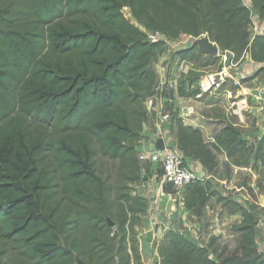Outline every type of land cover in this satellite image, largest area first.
<instances>
[{"label":"trees","instance_id":"trees-1","mask_svg":"<svg viewBox=\"0 0 264 264\" xmlns=\"http://www.w3.org/2000/svg\"><path fill=\"white\" fill-rule=\"evenodd\" d=\"M251 3L0 0V264H75V254L85 264H142L136 227L148 201L131 192L143 177L136 146L150 118L146 101L156 92L153 63L166 39L206 33L232 62L260 63L251 77L264 76V31H248L253 10L264 27V0ZM155 32L163 38H149ZM176 55L193 62L205 54L188 46ZM171 128L184 155L210 174L214 152L236 165L250 158L264 164V134L247 147L234 122L210 143L178 118ZM98 155L118 162L114 181L98 171ZM211 188V180L188 184L184 206L200 217L213 196L230 204L241 216L233 225L237 250L224 255L169 230L157 243V264H264L256 242L263 208ZM259 189L264 194V184ZM163 191L173 189L163 184Z\"/></svg>","mask_w":264,"mask_h":264},{"label":"rangeland","instance_id":"rangeland-1","mask_svg":"<svg viewBox=\"0 0 264 264\" xmlns=\"http://www.w3.org/2000/svg\"><path fill=\"white\" fill-rule=\"evenodd\" d=\"M245 2L249 5H252L251 0H245ZM123 12L125 16L133 21L130 10L127 7L123 8ZM248 31L251 37H253L256 33L263 31V24L259 20L258 14L255 10L252 11V24L248 27ZM159 37L163 38L161 35ZM193 37L194 36L192 35L181 34V36L176 40L166 39V43L163 48L168 49L167 55L172 57L175 53L174 50L188 47L191 44ZM225 54L226 53L221 52L219 56H216L218 57V60L212 64H208L206 54L199 56L195 61H191L192 65H190V69L188 72L183 73L179 79V83L177 84V92L181 91L190 95H194L195 92L194 98L191 100V102L196 107H198L197 110H199L201 114L211 115L214 117L222 116V112L225 110L224 106L222 105L224 99L222 90L225 88H234L235 85H246L247 80L251 79V77L247 78L248 73L246 72L239 75L240 77L237 78L235 72L238 73L242 67L245 68L246 64L241 66L240 64L234 63L231 60L230 66H225ZM244 61L246 63L247 58H245ZM244 61L241 63H244ZM189 63L187 62L186 65L188 66ZM254 66L259 67V64H255ZM218 73H221L222 79H220L218 82L216 81L215 84H212L209 90L203 92L201 97H196V92L200 91L199 82L204 79L206 80L207 78H216ZM233 77L237 79L236 82L238 84L233 81ZM257 77L259 78V76ZM262 78L264 79V76H262ZM220 81H222V83H219ZM172 92L173 91L171 90L168 92V94L172 95ZM162 101V99L160 101L156 99H147L146 104L150 107V118L147 122L149 123L148 128L152 129V127H155V113L153 112L154 109H152V107H154L153 105L159 107L160 103H163L162 106L164 108L172 107L171 102ZM210 103L214 104L211 108L207 106ZM240 129L242 130V136L244 137L243 140L246 142V146L255 148L259 139L261 138L257 137L256 139L252 140V138H249L247 135L243 134V132L246 130L245 127H240ZM147 131L150 130L148 129ZM170 133L174 136L172 128H170ZM215 157L217 165L212 174H210L205 168L203 169V166L201 167L200 165L196 167L197 170L202 168V170L198 173L203 176V181L211 180L212 188L210 191L216 192L220 195L228 194L232 197L233 201L240 202L244 205L246 204L247 200H256V202L259 204V207L263 208L258 220L256 242L259 249L264 251V194H262L259 189V185L264 184V164L260 161L254 163L253 158H250L246 164L243 163L241 165H236L233 163L234 161L226 156L225 152H215ZM97 167L98 171L103 176H106L108 181H114L118 170L117 161L98 155ZM145 172H147L149 176H152L151 167L147 163L145 164ZM151 186H153V193L150 194L145 191L148 188L147 183L141 180L140 183L133 185L131 194H139L143 190L144 194L142 195H148V197H146L148 204L151 203V205L156 207L157 204L160 205L157 200L158 196L156 193L157 189L159 190L158 194H160L159 180H154V184H151ZM174 189L172 192L175 191ZM165 193L169 194V192ZM161 195L167 197L165 199L166 206H168L167 208H171L170 211L164 209L167 212L166 218L170 215H173V217L169 220V225L162 226V224H157V227L159 225L158 229L156 227L154 230L155 233L152 231L153 233L151 232L152 234H150L149 238H146V232L143 228L145 227L144 223L141 222V224L136 227L137 243L139 248L141 250L143 249L142 253H145V255H142V264H156L153 259L155 253H158L157 243L169 230H175L185 234L198 245H209L212 243L213 247H217L219 251L223 250L224 255L232 254L237 250L239 233L234 230L233 225L238 221V219L241 218V216L239 213H230V204L219 202L217 200V196H213L204 207L202 215L197 217L190 214V212L184 206L183 199L181 200L178 197L172 196V200L170 196H166L162 192ZM150 198H153V200Z\"/></svg>","mask_w":264,"mask_h":264},{"label":"crops","instance_id":"crops-1","mask_svg":"<svg viewBox=\"0 0 264 264\" xmlns=\"http://www.w3.org/2000/svg\"><path fill=\"white\" fill-rule=\"evenodd\" d=\"M263 31H264V27H263ZM167 50L168 49L163 48L157 60L153 63V68L157 73V85H159L160 88H162V90L161 91L156 90L155 94L150 96L148 100L156 99L160 101L163 98L166 99L191 98L193 100L195 94L180 95L179 92H177L178 90L177 84L179 83V79L183 73L188 72V70L190 69V65H192V62L190 60H181L178 57V55H176V51L178 49L174 50L175 53L173 54L172 57L167 55ZM187 62L188 63L190 62L188 66L186 65ZM244 64H246L245 68L242 67V69L238 73L235 72L237 78L240 77L239 75L244 74V72L248 73L247 78H250L251 76L254 75L258 67V66L255 67L254 65L259 64L260 66V63H256L250 59H247L246 63L245 61L244 63H240L241 66H243ZM236 80L237 79L233 77V81L236 84H238ZM219 83H222V81H220ZM171 90L173 91L172 95L168 94V92ZM222 92L224 94L222 105L225 108V110L222 112V116L214 117L211 115H204L201 114L199 110H197L196 114L187 117L185 119H180L181 122H183L186 125H190L194 128L200 129L202 131L205 142L208 143L214 141V137L223 130L224 126L228 121L234 122L237 126L245 127L246 130L243 132V134L247 135V137L249 138H252V140L256 139L257 137L261 138L264 134V79L262 77L259 78L251 77V79L247 80L246 85H235L234 88H225L222 90ZM213 105L214 104L210 103L207 106L211 108ZM153 106L154 108L157 107L156 105ZM148 127H149V123L143 124L142 138L144 139L147 138L149 132H152L154 130V127H152V129ZM148 129L150 131H147ZM189 162L191 163L192 168L196 172H200L202 170V168L199 170L196 169L198 165L202 167V164L200 162L192 158H189ZM145 164L146 163H144L143 166L144 169L143 168L141 169V173L143 174V176L146 173ZM152 178L153 176H147V180L143 181L147 183L148 187L150 188L149 191H152L153 186H151V184H154V179ZM162 188H163L162 186H160L159 188L160 194H158L159 190L156 189V193L158 196L157 200L160 203V205L157 204V206L155 207L154 205H151V203H149L144 218L142 220V223H144L145 225V227L143 228L144 231L146 232L145 234L146 238L147 237L149 238L150 234L154 232V230L157 227V224H162V226L169 225L170 223L169 220L172 219L173 217V215L172 216L170 215L169 217L166 218L167 212L165 210L170 211L171 208H167L168 206H166L165 199L167 197L161 195L162 192L166 196H168V193H165ZM143 197H148V195H145ZM142 255H145V253H143ZM153 260L156 264L158 263L159 257L157 252L155 253Z\"/></svg>","mask_w":264,"mask_h":264},{"label":"built area","instance_id":"built-area-1","mask_svg":"<svg viewBox=\"0 0 264 264\" xmlns=\"http://www.w3.org/2000/svg\"><path fill=\"white\" fill-rule=\"evenodd\" d=\"M159 36L160 34L156 32L149 34V38L152 40L159 39ZM220 79H222V75H220L219 78L201 80L199 82L200 91L196 93V97H201L203 92L209 90L212 84H215V82H218ZM156 90L161 91L162 88L157 85ZM162 100V102H171L172 107L164 108L162 106L163 103H160L157 108L152 107V109L155 110H153L155 113V127L152 132L148 133L147 138H141L137 144V158L141 163L150 165L152 176L155 181L159 180L160 186H162L163 183H167L170 184L173 189L175 188V191L169 192L168 196L171 198L172 196L178 197L182 200L184 188L195 180H203V176L192 168L189 157H186L183 151L177 146L175 137L170 133V128L173 117L179 119L190 117L196 114L197 107L191 102V98H163ZM146 106L150 112V107L147 104ZM158 138L163 139V149H157L155 147V142ZM149 189L148 187L145 191L147 193H152ZM143 193L142 190L139 195ZM142 251L143 249L141 253Z\"/></svg>","mask_w":264,"mask_h":264},{"label":"water","instance_id":"water-1","mask_svg":"<svg viewBox=\"0 0 264 264\" xmlns=\"http://www.w3.org/2000/svg\"><path fill=\"white\" fill-rule=\"evenodd\" d=\"M192 46H197L199 51L203 52L209 57H216V56H219L221 53V50L218 44L212 41L206 33L198 37H193L190 47ZM225 53H226L225 54V57H226L225 66H230L231 60H232V53L230 51H226ZM220 75L221 74L218 73L216 75V78H219ZM155 147L157 149L164 148V142L162 138H158L156 140ZM146 180H147V176L144 175L142 178V181H146ZM106 219L110 226L114 225V222L109 217H107ZM75 260H76L75 264H85L84 260L81 257H79L77 254H75Z\"/></svg>","mask_w":264,"mask_h":264}]
</instances>
